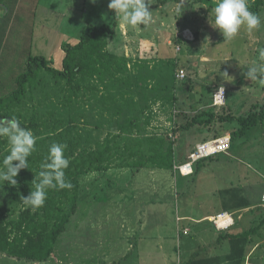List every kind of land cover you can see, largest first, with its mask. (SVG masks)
Returning a JSON list of instances; mask_svg holds the SVG:
<instances>
[{"label":"rangeland","instance_id":"rangeland-1","mask_svg":"<svg viewBox=\"0 0 264 264\" xmlns=\"http://www.w3.org/2000/svg\"><path fill=\"white\" fill-rule=\"evenodd\" d=\"M254 1L248 0V5L260 16L261 27L251 34L241 30L228 40L208 23V12L216 0H185L180 17L174 13V0H152L149 24L123 27L117 18L115 35L108 40L107 51L127 60L125 73L114 72L102 82L95 78L80 80V89L71 96V87L64 81H54L41 72L39 87L29 90L19 109L12 112L24 124L33 118L40 128L28 169L21 171V185L13 190L6 183L0 185V208L7 221L16 220L26 207L20 199L33 189L32 181L52 143L65 144L66 149L79 143L78 151L92 152L111 143L113 165L124 166L141 160V156L165 152L166 145L151 143L166 139L174 143V164L172 169L149 164L140 171L120 167L79 176L77 210L49 260L27 262L0 252V264H113L115 254L143 233L168 238L174 247L178 216L188 214L198 220L206 214L222 213L233 200V190H238V199L245 197L252 204L229 212L236 218L234 226L218 233L257 229L246 246L245 259L247 264H264V120L234 137L227 155L196 163L191 175L182 176L174 169V165L186 161L196 142L241 129L236 120L221 122L219 117H248L264 111V89L245 78L246 68L264 47V0L255 10ZM108 3L0 0L2 94L14 88L28 51L61 69L63 45L77 43L90 25L112 24ZM184 31L193 35L189 42L182 37ZM181 70L186 75L183 81L176 77ZM220 88L224 89V103L215 104L214 93ZM210 114L216 117L208 122ZM194 119L207 124L173 133ZM122 127L128 129L123 132ZM8 151L6 139L0 138V163ZM128 189L136 190L130 194ZM148 211L161 212V216L152 218L149 213L146 217ZM183 223L192 232L196 227L210 231L206 220L198 226L195 221L181 222L180 226ZM210 233L214 234L212 230ZM121 237L124 240H118ZM147 238L150 241L151 237ZM144 244L145 258L158 264L160 257L152 256L153 245ZM227 247L226 243L216 246L213 255L226 253ZM136 251L124 260L125 264L138 262L133 260Z\"/></svg>","mask_w":264,"mask_h":264},{"label":"trees","instance_id":"trees-1","mask_svg":"<svg viewBox=\"0 0 264 264\" xmlns=\"http://www.w3.org/2000/svg\"><path fill=\"white\" fill-rule=\"evenodd\" d=\"M261 0L253 2V8L259 9ZM252 7H249L251 11ZM111 25H90L80 35L77 43L63 45L64 58L61 69L52 66L49 61L41 55H32L31 51L25 54L24 70L15 78V86L6 94H2L0 86V118L17 117L13 110L19 109L29 90H34L41 84V72H45L54 81H64L71 87L70 94L74 96L75 90L80 89V80L97 79L102 82L110 78L115 73H125L127 70V60L124 57L107 51L108 40L113 39L117 25V17L111 11ZM216 116L210 114V120ZM18 118V117H17ZM219 121L228 122L236 120L241 129L232 132L233 137L243 135L250 128L256 126L264 120V111L252 114L248 117L235 118L232 116L219 117ZM23 127L30 128L34 135L40 128L33 118L28 124L21 121ZM207 121L194 119L184 126L173 131L177 134L180 129H189L196 125H206ZM128 127H122L126 131ZM158 147L166 145L163 153H154L132 165H113L109 154L113 146L108 143L104 149L98 151H78L79 143H72L65 149V156L70 163L65 169V178L70 181L73 187L68 190H49L47 199L43 207L33 210L25 207L19 212L16 220L7 221L4 211L0 208V252L4 255L27 262H46L51 257L55 244L59 237L65 232L72 216L77 210L79 200L78 178L90 172H104L112 168H134L136 171L146 168L149 164L159 169H172L174 164V143L166 139L158 140V143H151ZM22 171V170H21ZM21 171L16 177L17 185H21ZM7 184V183H6ZM10 190L15 187L9 186ZM30 191H27V195ZM232 201L228 208H223V212H231L238 209L247 208L252 204L245 197L237 198L238 190L232 191ZM262 195V193H261ZM225 206V205H224ZM226 207V206H225ZM257 229L244 231L242 233H225L218 238L228 243V252L222 256L191 258L184 264H243L246 257V246L250 237L255 235Z\"/></svg>","mask_w":264,"mask_h":264},{"label":"clouds","instance_id":"clouds-1","mask_svg":"<svg viewBox=\"0 0 264 264\" xmlns=\"http://www.w3.org/2000/svg\"><path fill=\"white\" fill-rule=\"evenodd\" d=\"M95 3V0H91ZM185 0H174V13L180 17ZM152 0H109L108 9L114 12L121 25L140 26L151 22ZM208 23L228 40L236 37L241 30L249 34L261 27V18L249 10L248 0H216L208 12ZM227 76V74H223ZM245 78L256 82L264 89V47L258 49V59L246 68ZM220 88L219 92L223 93ZM0 138L7 141L9 151L0 163V185L7 183L17 186L16 177L22 169H28L29 157L35 151L37 137L30 128L23 127L15 116L0 118ZM67 145L52 143L40 165V171L32 181L33 189L21 197L23 205L33 210L43 207L49 190H70L73 185L65 178V169L70 160L65 156Z\"/></svg>","mask_w":264,"mask_h":264},{"label":"crops","instance_id":"crops-1","mask_svg":"<svg viewBox=\"0 0 264 264\" xmlns=\"http://www.w3.org/2000/svg\"><path fill=\"white\" fill-rule=\"evenodd\" d=\"M186 42H189V41H186ZM63 58H64V55H63ZM225 132L226 131H224L223 133H225ZM223 133H221V134H223ZM226 133L231 134V131H228ZM203 141H205V140L203 139ZM233 142H234V138H233ZM198 143L199 142H196L195 144H193V146H195ZM233 144H232V146H233ZM188 155H186L185 159H187ZM143 169H145V168H143ZM128 190H129V193L132 194V193H134V191L136 189H128ZM139 190H141V189H139ZM159 190H160L159 192H161V193L164 192V191H162V189H159ZM116 204L120 205V203L117 201V199H116ZM145 210H147V207ZM149 213H151V212L148 211L147 214L145 213L146 217L149 215ZM157 215L161 216V212L160 213H151L152 218L156 217ZM216 215H217V213L216 214H206L205 216H203L202 218H200L198 220L190 219L191 216H189L188 214L178 216L176 218V223H177L176 245L174 247H172V245L170 243H168V241H167L168 238H163V236L154 237L152 235L146 236L145 233L140 234V236H136V239H133L131 241L129 240L128 245H126V244L124 245V248H123L124 251L115 254V259H114L113 264H116V263L121 264L122 261L124 262L125 259L130 258L131 257L130 253H132L135 250H137V251L135 252L136 256L133 257V260L136 262L138 261L136 264H155L154 262H152V260L150 261V260L145 258L147 246L144 244V243L150 242L153 245L154 239H156V242H154V245L152 247V256L153 257H155V256L160 257L158 264H184L188 260H190L191 258H194V257L195 258H201V257L222 256V255L226 254L228 252V250L226 251V253H222L220 255H213V254H216V253H213L216 250L215 249L216 246L220 247V245L223 243H226L228 246V243L226 241L221 240L220 242H217L218 238L221 237L222 233H218L220 231L216 230L211 223V219ZM204 220L210 222L209 223L210 231L212 230V232L214 234L210 233V235H209L208 233L210 231L208 232L207 230H204L202 227H200V228L196 227L195 231L192 232L191 228L187 224L183 223L180 226L181 222H188V221H195V223H197L196 225L198 226V225H200V222H202ZM161 224L162 223L158 222V225H161ZM201 229H203V230H201ZM184 231H186V234H184ZM199 231H205V232L201 233ZM194 233H195V235H194ZM205 234H208V235H205ZM189 235H190V238H186ZM147 237H151L150 241H147V239H148ZM204 237L207 239V241L201 243L200 240H202V238L204 239ZM184 238H186V239H184ZM121 239H122V237L118 240H121ZM122 240H124V238ZM198 246H199L200 250L195 252L194 250ZM122 247L123 246H121V249H122ZM246 261L247 260L245 259L243 264H247ZM124 264H125V262H124Z\"/></svg>","mask_w":264,"mask_h":264},{"label":"built area","instance_id":"built-area-1","mask_svg":"<svg viewBox=\"0 0 264 264\" xmlns=\"http://www.w3.org/2000/svg\"><path fill=\"white\" fill-rule=\"evenodd\" d=\"M192 36L193 35H191L189 31H184L182 33V37L185 39V41H190L193 39ZM176 77L178 80L183 81L186 75L184 71L181 70L176 74ZM224 94V91L221 93L219 90H217L213 97L214 103L217 104V99L221 98L223 104ZM233 138L234 137L232 133L230 135H225V133H223L217 138L198 143L189 153L186 161L182 164L174 165V169H177L178 173H180L182 176L191 175L193 173L194 165L199 161L212 156L227 155L232 148ZM262 199L264 203V194L262 195ZM235 221L236 218L234 215L228 212L219 213L211 219V223L214 228L220 232L228 231L234 226ZM184 234H186V231H184Z\"/></svg>","mask_w":264,"mask_h":264},{"label":"bare ground","instance_id":"bare-ground-1","mask_svg":"<svg viewBox=\"0 0 264 264\" xmlns=\"http://www.w3.org/2000/svg\"><path fill=\"white\" fill-rule=\"evenodd\" d=\"M220 103H222V99L221 98H218L217 99V104H220Z\"/></svg>","mask_w":264,"mask_h":264},{"label":"flooded vegetation","instance_id":"flooded-vegetation-1","mask_svg":"<svg viewBox=\"0 0 264 264\" xmlns=\"http://www.w3.org/2000/svg\"><path fill=\"white\" fill-rule=\"evenodd\" d=\"M228 135H230V134H228Z\"/></svg>","mask_w":264,"mask_h":264}]
</instances>
